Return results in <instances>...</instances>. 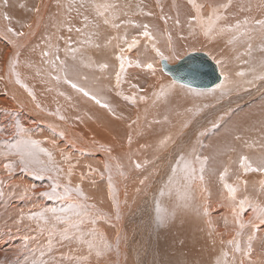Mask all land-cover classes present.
I'll return each instance as SVG.
<instances>
[{
	"label": "bare ground",
	"instance_id": "bare-ground-1",
	"mask_svg": "<svg viewBox=\"0 0 264 264\" xmlns=\"http://www.w3.org/2000/svg\"><path fill=\"white\" fill-rule=\"evenodd\" d=\"M49 1L8 0L7 8H3L8 19L3 21L1 12L2 7L6 6L4 0H0V149L11 146L6 150L10 153L7 156L9 159L5 157L3 161L4 155L0 156V212H5L0 214V219L6 226V220L22 218L17 228L9 226L13 232L11 238L0 231V249L4 248L11 254L16 247L21 251L18 247L23 246L24 249V245L30 243L38 248L36 246H40V243L34 235L37 231L42 236L47 235L44 239H54L51 248L56 253L55 264H234L236 261V264H240L241 260H250V263L244 264H264V247L257 240L264 237V225H259L255 230L242 229L237 237V226H230L226 230L223 227L210 229L204 220L201 230L208 232L211 246H202L199 233L189 235L184 229L192 221L187 210L192 204L203 206L206 203L204 198L211 200V193L216 194L213 200L221 203L216 210L221 215L219 217L225 220L231 221L233 207L239 211L238 202L245 196L252 202L264 205V188L261 186L264 173L243 174L240 166L241 156H247L252 161L264 156V147H261L264 145V94L261 95L264 93V80L255 79V83L259 82L251 83L253 78L264 73L261 66L264 61V29L254 24L255 20L264 19V0H231L230 4L228 0L220 3L208 0H52L48 7ZM105 2L114 7L107 11L99 9L104 12L100 16L96 5ZM62 4L64 12L60 9ZM223 4H228V7H218ZM37 8L39 11L35 10ZM214 8L221 19L206 35L207 18ZM245 18L248 24L244 23ZM105 19L109 23H104ZM237 22L239 28L235 27ZM113 24L118 27H113ZM144 25L148 26L151 39L142 35ZM227 26H232L231 30ZM257 27L258 31L254 32ZM7 28L23 32L24 35L15 37L14 32H8ZM222 28L225 30L221 31ZM63 34L67 35L68 41H62ZM133 38L137 43L129 49L128 44ZM184 43L191 49L200 47L207 50L227 66L224 67L225 79L212 91L169 88L172 81L168 77L159 80L156 75L157 71L160 72V64L164 72L165 69L162 60L159 62L154 55L153 45L171 58L173 51L177 53L174 49ZM169 45L173 46V50H167ZM249 48H252V52L246 57ZM121 55L124 56L125 65L122 72ZM57 57H61L62 68L54 77L46 69L56 72L54 59ZM244 57L245 63H248L246 70L252 72L245 75L244 81L250 85L243 90L238 85L235 66ZM13 60L17 61L15 72L12 71ZM149 62L153 63L154 72L145 67ZM165 62L169 66L175 64ZM101 64H107V67L101 68ZM117 72H120L119 83ZM15 73H19L22 83H16ZM66 78L95 94L101 104L73 88ZM25 84L27 89L23 86ZM162 86L165 94L157 96ZM28 89L32 90L35 99L29 95ZM226 94L227 99L208 107L207 102ZM257 94L261 97L257 98ZM117 95L126 101L130 100L125 97H134L131 100L133 103L125 102L122 105ZM141 96L146 99L141 100ZM103 103L110 105L111 110L102 107ZM199 111L202 113L194 117ZM16 115L19 124L28 129L27 134L14 128L19 122ZM61 116L64 119H60ZM209 117L208 125L216 127L207 132L201 130L188 155L182 152L176 159L187 131ZM187 122L192 124L191 128H187L183 136L177 139ZM238 136L240 139H236ZM28 137L39 141V145L34 149L28 170L24 171V165L14 154L12 145ZM193 149L194 153L190 154ZM160 152H168L165 158L159 160L163 175L172 162L177 164L175 171H178L180 165L191 156L188 163L194 166L196 178L189 181L188 169L180 171L182 174L177 175L181 178L180 186L174 185L172 193L166 198L161 194L155 199H134V184L126 185V180L130 177L142 178L144 174L138 177L134 175L137 170L135 165L153 163V158ZM182 156L185 159H181ZM196 157H207L205 167L218 169L216 173L219 170H234L237 182L227 173V180L221 183L215 174H212L214 177L209 174L212 179L201 184L197 174L200 161ZM5 164H10L11 169L5 168ZM33 172L41 182L27 176ZM8 177L11 180L6 183V188L3 181H7ZM54 181L59 182L57 192L63 194L64 188L69 187L71 195L47 203L44 197V202H37L30 191L25 192L30 185H35L41 194L50 192L49 185ZM223 183L238 186L235 202L229 199ZM77 189L83 195H79ZM185 203L188 206L182 207ZM157 205L165 210L159 215L170 216L163 224L157 220ZM47 209H56L55 216L69 217L70 222L78 224V229L69 228V223L64 220L57 221L52 212L45 211ZM207 209L208 212L212 211ZM40 212H44L48 218L47 224L38 217L29 219L33 213ZM173 212L175 215L171 216ZM223 213L228 217L222 216ZM254 217L252 208L246 205L239 219L247 222ZM31 220L35 225H31ZM81 220L83 223H80ZM41 227L45 231H40ZM177 227L182 229L177 231ZM66 228L69 229V239L61 240L60 234ZM49 231H52L51 237ZM81 233L84 240H92L96 245L90 255L87 244L76 239ZM253 233L256 239L252 242L253 250L249 256L235 252V244L229 241L238 240L243 249L248 235ZM33 235L35 237L31 239ZM25 236L29 237L27 241L24 240ZM99 236L108 237L111 250L105 249ZM97 248L102 251L99 257L96 256ZM29 252L25 253L24 259L18 257L19 253L16 254L17 264H33L38 259ZM84 256L88 257L86 261L77 259ZM31 257L32 260H29Z\"/></svg>",
	"mask_w": 264,
	"mask_h": 264
},
{
	"label": "rangeland",
	"instance_id": "rangeland-1",
	"mask_svg": "<svg viewBox=\"0 0 264 264\" xmlns=\"http://www.w3.org/2000/svg\"><path fill=\"white\" fill-rule=\"evenodd\" d=\"M20 1H22V0H20ZM78 1H81V0H78ZM208 1H210V2H213V3H220V2H223L224 0H208ZM51 2H52V0H50L49 1V3H48V7L50 6V4H51ZM5 4V3H4ZM67 5H70V3L69 2H67ZM4 6H6V7H2V12H1V17L3 16V21H6L7 19H5V15H6V13H5V10L3 9V8H7V4H5ZM62 6V7H61ZM60 6V9L64 12V5L62 4ZM23 8V4H21V6H20V9H22ZM61 15V17H63L62 15L63 14H60ZM7 26V25H6ZM41 26L42 25H40V28H41ZM255 29V28H254ZM256 31H258V27L254 30V32H256ZM12 35V34H11ZM55 36H58L57 34L55 35ZM16 37V36H15ZM66 39H67V35L66 34H63V36H62V41L64 42V41H66ZM67 41H68V39H67ZM183 43V42H182ZM181 43V44H182ZM186 43V42H185ZM185 43L183 44V45H181V47L180 48H178V49H174L177 53H175L174 51H173V57H171V58H169V59H171V61L169 62V60H166L167 62H169V64H172V63H174V62H176V61H178L179 59H181L182 57H184L185 55H187L188 53H191V52H203V53H205V54H207L209 57H210V59L217 65V67H218V69H219V72H220V75H221V81L218 83V84H216V85H214L213 87H210V88H205V89H198V88H192V87H188V86H185V85H182V84H180V83H177V82H175V89H184V90H188V91H196V92H199V91H208V92H210V91H212V88H214V87H216L217 85H219L224 79H225V77H226V74L224 73V67H227V66H225L224 64L222 65L220 62H222L221 60H218V59H216L215 57H213L211 54H210V52H208L207 50H205V49H203V48H200V47H197V48H194V49H191V48H189L188 47V45H185ZM183 47V48H182ZM169 48V49H168ZM54 50V49H53ZM167 50H173V46L171 45H169V46H167ZM163 53H164V55H166L165 54V52L164 51H162ZM251 52H252V48H249L248 50H247V55H246V57L248 56V55H250L251 54ZM154 55L155 56H157L156 55V52L154 53ZM64 57V59L66 60V58H65V56H63ZM159 59V62H160V57L159 56H157ZM246 57H244L242 60H241V63H238L236 66H235V70H236V75H237V77H238V81H239V83H238V85H241L242 87H243V90L244 89H247L248 87H249V85H250V83L249 82H246V81H244V79H245V75H247V74H251V72H252V70H246V66L248 65V63H245V59H246ZM60 58L61 57H57V58H55L54 59V65H55V67L57 68V70H56V72H54V71H52V72H54V73H52V72H50V70L49 69H46L47 71H48V73H49V75H54V74H58V70H60L59 72H61V65H60ZM43 68V67H42ZM262 72V71H261ZM52 73V74H51ZM239 73H243V75H239ZM56 75H54V77L56 76ZM156 75L159 77V80L160 79H162V78H167L168 77V79L169 80H171L172 82H173V80H172V78L167 74V73H165L163 70H162V68H161V64H160V72H156ZM166 76V77H165ZM60 78V77H59ZM252 78H250L249 80H251ZM252 82H254L255 83V78H253V81L251 80V83ZM257 82H259V81H256V83ZM255 83V84H256ZM236 93V92H235ZM228 94H230V93H228ZM228 94H226V95H223V96H221V97H217L216 99H214V100H210L209 102H207V105H208V107L210 108V107H212L211 105L214 103V102H218L219 100H224V99H227L228 98ZM262 94H264L263 92L261 93V95ZM196 96H199L198 94L196 95ZM254 97V96H253ZM252 97V98H253ZM256 97L257 98H260L261 96H260V94H257L256 95ZM116 98H117V100H119L120 102H121V104L122 105H124V103L125 102H128V103H133L131 100L130 101H126L124 98H122V97H120V96H116ZM251 99V98H250ZM221 111H223V110H221ZM223 112H225V109H224V111ZM223 112H220V113H223ZM200 113H202V111L200 112H198L194 117H196V116H198ZM217 114V113H216ZM16 117V121L18 122V124L20 123V120L17 118V115L15 116ZM194 117H192V118H194ZM191 118V119H192ZM18 119V120H17ZM209 119H210V117L209 118H207L206 120H204V121H202L201 123H199L197 126H195V127H193L192 126V130H188L189 128H191V125H190V123L188 124V122L187 123H185V125H187L186 127L184 126L183 128V131H180L179 132V134L177 135V139H180L182 136H183V133L185 132V131H187V133H186V136L184 135V145H183V147L181 148V150L179 151V154L176 156V159H177V157L178 156H180L181 155V153L183 152L185 155H188V153H189V150L194 146V141H195V139H196V137H197V135L200 133V131L201 130H205V132H207V131H211L213 128H215L216 126H214V125H208L209 124ZM17 124V123H16ZM207 125V126H206ZM206 126V127H205ZM205 127V128H204ZM15 128V127H14ZM188 128V129H187ZM1 133V132H0ZM189 135V136H188ZM181 136V137H180ZM174 137H175V135H174ZM186 141V142H185ZM10 145L9 146H6V147H4L3 149H0V153H4V152H6V153H9L8 151H6V150H8V148L10 149ZM2 150V151H1ZM3 150H4V152H3ZM167 153L168 152H165V153H163V152H160L158 155H156L154 158H153V163H149V164H145V165H141L139 168H136L137 170H135L134 171V175L136 176V177H138V176H140V175H142V174H144L143 176H142V178H139V179H136V178H133V177H130L128 180H126V185H133L134 184V187H133V192H132V197L135 199V198H142V200H146V199H155V197H157V196H160L161 194H162V197L163 198H166L167 196H169L171 193H172V191H173V186L174 185H178V186H180V181H181V178H179L177 175H179V174H182L180 171H182V172H184L186 169H192V168H194V166H192V165H190L188 162L189 161H191L190 160V158H191V156H189V158L185 161V162H183L181 165H180V168H179V170L178 171H175V168H176V165L174 164V162H172V164H170V166L166 169V173L163 175L162 173H161V170H162V164L159 162V160L160 159H162V158H165V156L167 155ZM191 153H194L193 152V150L190 152V154ZM10 154V153H9ZM8 154V155H9ZM160 154H162V155H160ZM8 155H4V157H3V155H0L1 157H3V159H1V160H3V161H5L4 159H5V157L7 158V156ZM160 155V156H159ZM11 156V155H10ZM0 157V158H1ZM11 158V157H10ZM7 159H9V158H7ZM6 159V160H7ZM175 159V160H176ZM186 165H187V168H186ZM201 163L199 164V168H201ZM203 167H204V173H203V176H204V179H203V181H201V184H205L206 182H208V181H210L211 179H212V177H214V176H216L217 177V180L221 183V181H223V180H221L220 179V175H221V173H223L225 170H219L218 171V173H216V171L218 170V169H216V168H210L209 169V167H205V164L203 165ZM240 167V166H239ZM173 169V170H172ZM197 169H198V166H197ZM241 169H243V168H241ZM16 170V169H15ZM14 170V171H15ZM138 170H139V172H138ZM199 170V169H198ZM143 171V172H142ZM206 171H207V173H206ZM215 171V172H214ZM138 172V173H137ZM199 172H200V170H199ZM197 173L198 174V177H199V175H200V173ZM212 172V173H211ZM234 172V170H232V172L230 171V170H227V173L229 174V177H231V178H233L234 179V181H236L237 182V177L235 176L236 174H235V172ZM241 172H243V174H245V172H244V170H241ZM141 173V174H140ZM225 174V175H227V176H225V178L224 179H226L227 180V177H228V174ZM233 173V174H232ZM33 174V173H32ZM31 173H28V177H31V178H33V180L35 181V179L36 180H39L40 182H41V180L40 179H38L37 178V176H36V174L35 175H32ZM175 174H176V176H175ZM212 176V174H215L214 176H212V177H209L210 175ZM235 174V175H234ZM250 174H252V175H254L252 172H250ZM195 175V174H194ZM207 175H208V177H207ZM218 175V176H217ZM231 175V176H230ZM234 175V176H233ZM26 176V177H27ZM134 176V177H135ZM174 177V178H173ZM39 178H41V175H40V177ZM171 178H173L171 181H169ZM209 179V180H208ZM229 179V178H228ZM11 179L8 177V179H7V181L6 180H4L3 181V183L5 184L4 186L6 187V183L8 182V181H10ZM131 180V181H130ZM138 180H140V181H138ZM157 180H160L159 182L157 181ZM6 181V182H5ZM141 181H143V183H141ZM43 182H46V181H44L43 180ZM139 182V183H138ZM145 182V183H144ZM235 182V183H236ZM140 184V185H139ZM224 184V183H223ZM51 185H53L52 183L49 185V187H51ZM6 188H8V187H6ZM137 188H139V189H137ZM171 188V189H170ZM35 189V190H34ZM33 190L31 189V190H29L30 191V193L32 194V196L34 197V198H36V200H37V202L38 201H42V202H44V200H45V202H47V203H50L51 201L53 202L55 199H57V198H50L49 196H47V195H44L43 196V194H41L40 193V191H38V190H36V188H34ZM166 190V191H165ZM38 191V192H37ZM138 191H139V194H137L138 193ZM163 191H165V192H163ZM134 192H136V194L134 193ZM140 192H142V193H140ZM134 193V194H133ZM146 193V194H145ZM167 194V195H166ZM169 194V195H168ZM216 194L215 193H211V200L210 201H207L205 198H204V201H206V203L203 205V206H199V205H196V204H192L191 205V207L187 210V214L188 215H190V216H192V221H191V225L190 226H188V227H184V229H185V231L189 234V235H193V234H195V233H199L200 234V243H201V245L202 246H211V243H212V240L209 238V236H208V232H202V227L204 226L203 225V221L204 220H206V222H207V224H208V226H209V228L210 229H218V227L220 228V227H223V229L224 230H226L228 227H230V226H232V227H235V226H237V231L239 230V231H241L240 229H239V226L235 223V219H236V217H235V215H234V213H232L231 212V221L230 220H225V219H223V218H221V217H219V216H221L219 213H218V211L216 210V208L218 207V206H221V203H219V202H217V200H213V197L215 196ZM236 195H237V193H236ZM142 196V197H141ZM146 196V197H145ZM44 197V198H43ZM47 197H49V198H47ZM44 200H43V199ZM15 200H16V198H15ZM49 201V202H48ZM203 207H206V211L203 209ZM207 208H210L212 211L211 212H208V209ZM26 211V210H25ZM29 211V210H28ZM28 211H26V212H28ZM3 213H5V212H0V214H3ZM25 213V212H24ZM214 214H217V215H215V216H212V215H214ZM1 216V215H0ZM100 216V215H99ZM222 216H226V217H228V215L227 214H222ZM1 218V217H0ZM219 219L221 220V222L220 223H218V221H219ZM1 221L0 222H2V219H0ZM9 220V221H8ZM8 220H6L7 221V225L5 226L4 224H3V222L2 223H0V231H2L4 234L3 235H5V236H9L8 238H11L10 236H13L12 234H13V232L12 231H10V230H12V228L14 229V228H17L18 226H19V221H21L22 220V218H17V219H15V220H10V219H8ZM15 221L17 222V224L15 223ZM226 221H227V223H226ZM8 222H11V223H9L8 224ZM23 222V221H22ZM32 223V224H31ZM31 225H33V221L31 220ZM16 224V225H15ZM38 224V223H37ZM4 227H3V226ZM12 225V228L11 229H9L10 227L9 226H11ZM21 225H23V223H21ZM34 225H35V223H34ZM39 225V224H38ZM37 225V226H38ZM2 226V227H1ZM4 228V229H3ZM6 229L8 230L7 232H5L6 231ZM182 228L181 227H177L176 228V230L177 231H179V230H181ZM244 229H252L251 228V226L250 225H247L246 224V226H245V228ZM148 230V229H147ZM176 231V232H177ZM215 230H213V232H214ZM35 232V231H34ZM39 235H38V234ZM41 232H35V234L34 235H36V237L33 235L32 237H31V239H33L34 237L36 238V239H38L37 240V242H38V244L40 245V246H36V247H38V248H40V251L38 250V248H34L35 246H33L32 247V245H31V243H30V245H24V249H23V246H20V247H18V248H20V250L21 251H19V249H17V247H16V249H15V252L13 253H11V254H9L10 252H8V251H6V250H4V248H2V249H0V262H1V264H12V262L13 263H16L17 264V262H16V257H17V255L16 254H18V257H23V259H24V256H25V253H27V252H29V250H30V247H31V254H33L34 255V257H38V259L36 260V261H40V260H44V261H47L48 262V264H55V262H54V260H55V256H54V254H56L55 253V250H53V248H51V253H52V250L54 251V253H53V255H51V253L48 251V248H47V246H49V238H46V239H44V237H47V235H43L42 236V234H40ZM256 233V232H255ZM8 234V235H7ZM40 235L42 236L41 238H40ZM220 234H218V236H219ZM58 237V235L56 236V238ZM40 238V239H39ZM99 238L103 241V243L105 244V243H107L109 240H108V237H106V238H101L100 236H99ZM35 239V240H36ZM43 239V240H42ZM22 240H23V238H22ZM48 240V241H47ZM52 241H51V243H53V241H54V239H51ZM61 240H63V239H61ZM257 240H259V238H257ZM41 241H43L42 243H41ZM46 241V242H45ZM31 242V241H30ZM25 244H27V243H25ZM41 244H44L43 246L41 245ZM107 244H109V243H107ZM110 245V244H109ZM30 246V247H29ZM147 246V245H146ZM28 247V248H27ZM46 249H45V248ZM262 247H264V246H262ZM27 250H26V249ZM32 248H34V249H32ZM43 250V252H44V258H43V256H42V258L40 259V257H41V255L39 254V253H41V251ZM45 249V250H44ZM17 250V251H16ZM144 250H145V248H143V252H144ZM34 251H36L35 252V254H34ZM38 251V252H37ZM46 251V252H45ZM2 252V253H1ZM7 252V253H6ZM29 252V253H30ZM7 255H9V256H7V258L5 257V254ZM22 253V254H21ZM46 253V254H45ZM48 253H50V254H48ZM48 254V255H47ZM3 255H4V258H3ZM20 255V256H19ZM45 255H47V258H45ZM50 255V256H49ZM52 256L54 257V258H52ZM12 257V258H11ZM28 256H26V258H27ZM36 257V258H37ZM50 258V260H49V258ZM5 258H6V260L7 261H5ZM12 259V260H9V259ZM240 258H243V256L242 257H240ZM9 260V261H8ZM15 260V261H14ZM29 260H32V257L29 259ZM53 260V261H52ZM23 261V260H22ZM51 261L53 262V263H51ZM10 262V263H9ZM238 261H236V262H233L234 264H236ZM244 263H250V260H247V261H244ZM58 264V263H57Z\"/></svg>",
	"mask_w": 264,
	"mask_h": 264
},
{
	"label": "snow or ice",
	"instance_id": "snow-or-ice-1",
	"mask_svg": "<svg viewBox=\"0 0 264 264\" xmlns=\"http://www.w3.org/2000/svg\"><path fill=\"white\" fill-rule=\"evenodd\" d=\"M5 4L8 3V0H4ZM190 2H192V0H190ZM231 3V0H228V4ZM228 4H223V5H219L218 7L219 8H227L228 7ZM114 6L110 3H103V4H98L96 5V8H97V14L100 15V16H103L104 15V12L103 11H99V9L103 8L104 11H107L111 8H113ZM202 7V6H201ZM36 11H39V9H35ZM149 15H151V13H149ZM7 15H5V19H7ZM195 19V18H194ZM209 20V24L207 25V27H205V34H209L210 32H212L214 26H215V22L220 20L221 19V15L217 12V9L214 8L212 13L208 16L207 18ZM85 20H87V17H85ZM104 23H109V21L107 19H105ZM244 23L245 24H248L249 21L247 18H245L244 20ZM254 24L256 25H259L262 29H264V19H258V20H255L254 21ZM28 27H31V25H28ZM113 27H118V25H115L113 24ZM236 28H239L240 25H239V22H237V24L235 25ZM144 28H145V31L142 33L143 36L145 37H148V38H152V34L147 30L148 29V26L147 25H144ZM228 30H231L232 26H227ZM225 29L222 28L221 31H224ZM7 31L8 32H14V30L12 28H7ZM77 31H79V29H77ZM14 35L15 36H23L24 33L23 32H14ZM137 43V40L136 38H133L132 42L130 44H128V48L131 49L135 44ZM98 47V45H97ZM250 47V45H249ZM153 48H155V52H156V55L160 57V59L162 61H166L169 59V57L165 56L164 53L159 49V48H156L155 45H153ZM72 51H76L75 49H73ZM121 52H123V49H121ZM18 56V53L16 54ZM44 55H47V53H44ZM121 63H120V70L121 72L124 70V56L121 55L119 57ZM17 63L16 60H13L12 61V71L15 72V64ZM63 63V62H62ZM137 63H139L137 61ZM261 66L264 67V61H262L261 63ZM101 68H106L107 67V64H101L100 65ZM145 67H147L148 69H152L153 72L155 71L154 69V65L153 63L149 62L145 65ZM16 74V83L20 84L22 83V81L20 80L19 78V73H15ZM239 75H243V73H239ZM57 79H59V77H57ZM116 79H117V83L120 82V72H117L116 74ZM255 79H258V80H264V73L258 75L255 77ZM66 82L71 84V86L75 89H77L78 91L82 92L85 96H90L91 99L95 100L96 103L98 104H101V101L100 99H98V97L87 91L85 88L81 87L80 85H78L77 83H74L72 82L71 80H67L66 78ZM26 89L28 88V86L25 84L23 85ZM175 86V81L172 82L171 85H169V88L171 87H174ZM28 92H29V95L32 96L33 99H35V95L34 93L32 92L31 89H28ZM164 90H163V86L161 88V92L159 93H156L157 96H162L164 95ZM126 99H129V100H134V97H125ZM141 100L143 99H146V97L144 96H141L140 97ZM37 107H39V104H37ZM102 107H105V108H109L110 109V105H108L107 103H103L102 104ZM111 110V109H110ZM60 119H64L63 116L60 117ZM187 125H185L186 127ZM14 127L21 133H24V134H27L28 132V129L24 128L22 125L20 124H15ZM61 135H63V133H60ZM167 139H170L167 138ZM236 139H240V137H236ZM131 142V137H129V143ZM163 143V141L161 142ZM39 145V141L37 140H33L31 139L30 137L26 138V139H22L20 141H18L16 144L12 145V147L15 149V155H17L19 157V161L22 165H24V168L23 170L24 171H27L28 170V165L29 163L31 162V159L33 158L34 156V149L35 147H37ZM261 147H264V145H261ZM42 151H46L45 149H41ZM195 151V149H193V152ZM9 153H0V155H8ZM49 156H51V153H48ZM181 159H185V157H181ZM197 160L200 161L201 163V168H200V175H199V179L201 181H203L204 179V176H203V172H204V163L205 161L208 159L207 157H204L203 159H201L200 157H196ZM137 168H139L141 165L139 163H137L135 165ZM240 166L241 168H243L244 172L247 173V172H260V173H264V156H261L260 158H258L256 161H252L249 159V157L247 156H241L240 158ZM5 168H8V169H11V165L10 164H5L4 165ZM107 167V165H106ZM186 168H187V165H186ZM41 171H47L46 169H41ZM189 171V175H188V179L189 181L195 179V169L192 168V169H188ZM227 173V169H225V172L224 173H221L220 175V179L221 180H224L225 178V174ZM36 173L33 172V175H35ZM111 179V177L109 178ZM239 180V178H238ZM141 183H143V181H141ZM190 186V185H189ZM261 186L262 188H264V181H261ZM59 187V182L58 181H54L53 185L51 186V191L50 192H45L43 193V195H47L49 196L50 198H62V197H67V196H70L71 195V189L69 187H65L64 188V191H63V194L57 192V188ZM224 187L227 189L228 191V196H229V199L232 200L233 202L236 201V193H237V190H238V186H234L232 184H228V183H225L224 184ZM35 188V185H30L28 186L26 189H25V192L31 190V189H34ZM78 192L79 195H83L82 192H80L79 189L76 190ZM248 205L249 207L252 208L253 212L255 213V217L254 219H249L247 222H242L239 217H240V213H242L244 211V208L245 206ZM188 205L185 203L184 205H182V207H187ZM70 207H72L70 205ZM238 209L239 211L237 210V207H233V213L236 217L235 219V223L239 225V229L242 230L245 228L246 224L247 225H250L251 228L253 230H255L259 225H264V205H261L259 203H255V202H252L249 200V198L247 196L244 197V199H241L239 200L238 202ZM45 211H50L54 214L55 216V213H56V209H47ZM64 211H67V209H65ZM165 210L161 209L159 205H157V212H158V216H157V220L159 223L163 224L166 222V220L168 218H170V216H166V215H159L160 213L164 212ZM206 211V210H205ZM77 215H79V213H77ZM171 216H174L175 213H171L170 214ZM34 217H38L40 220H44L45 221V224L48 223V218L45 216L44 212H40V213H33L32 216L29 217V219H32ZM119 218V217H117ZM55 219L57 221L59 220H64L66 223H69V228H77L78 229V224L76 223H73V222H70V218L67 217V216H64V217H61V216H55ZM258 221V223H257ZM80 223H83V220L80 221ZM227 223V221H226ZM54 227H53V230L54 231ZM40 231H45V228L44 227H41L40 228ZM52 231H49V236L51 237L52 235ZM68 231L69 229L66 228L64 229L62 232H61V238L62 239H69V236H68ZM92 235L94 236V233H92ZM241 235V232L238 230L236 232V236L239 237ZM29 237L28 236H25L24 237V240H28ZM76 239L80 240L81 242L83 243H86L87 246H88V249H89V255L91 254V251L96 248V245L93 243L92 240H84V234L81 233L79 236L76 237ZM256 239V236L253 234L251 235H248L247 237V244L246 246L242 249L241 246H240V243L238 240H232V241H229V243H234L235 244V248H234V251L235 252H241L243 256L247 257L249 256V254L252 252L253 248H252V242L253 240ZM259 243L264 246V237H261L259 238ZM111 245L105 243V249L107 250H111ZM118 250V249H117ZM48 251L50 252L51 251V239H49V247H48ZM41 256L44 255V252L41 251L40 253ZM102 255V251L100 249L97 248L96 250V256L99 257ZM225 256H227V253L224 254ZM78 260H84L86 261L88 259L87 256H84V257H79L77 258ZM33 264H48L47 261H44V260H40V261H33ZM240 264H244L243 260L240 261Z\"/></svg>",
	"mask_w": 264,
	"mask_h": 264
},
{
	"label": "water",
	"instance_id": "water-1",
	"mask_svg": "<svg viewBox=\"0 0 264 264\" xmlns=\"http://www.w3.org/2000/svg\"><path fill=\"white\" fill-rule=\"evenodd\" d=\"M162 62L166 73L175 81L189 87L210 88L221 79L216 64L205 53H189L170 66L165 61Z\"/></svg>",
	"mask_w": 264,
	"mask_h": 264
}]
</instances>
